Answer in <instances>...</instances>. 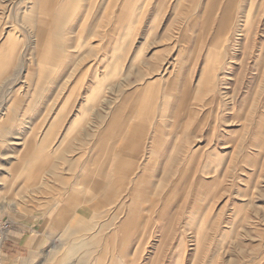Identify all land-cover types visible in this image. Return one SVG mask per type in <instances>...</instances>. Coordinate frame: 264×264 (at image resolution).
I'll use <instances>...</instances> for the list:
<instances>
[{
    "label": "rangeland",
    "instance_id": "1",
    "mask_svg": "<svg viewBox=\"0 0 264 264\" xmlns=\"http://www.w3.org/2000/svg\"><path fill=\"white\" fill-rule=\"evenodd\" d=\"M56 1L42 7L0 0V46L10 34L19 45L9 60L0 59L8 66L0 76V130L13 126L33 144L2 147L0 137V221L33 227L44 244L33 257L1 260L0 252V264H98L101 255V264H264V0H162L130 8L132 15L123 0H70L65 10ZM122 10L140 22L122 23ZM60 17L55 41L65 58L40 63L35 35L51 33ZM38 70L50 79L40 82ZM106 74L109 102L80 115ZM127 94L133 99L122 102ZM10 108L20 111L11 122ZM122 110L148 125L131 156L138 166L153 146L140 185L146 193L133 192L136 172L120 165L115 205L89 189L87 203L70 197L84 165L97 157L93 143ZM112 146L118 154L105 170L108 189L125 141ZM54 168L58 177L50 175ZM157 172L161 188L152 191ZM65 205L71 215L55 224ZM136 208L139 224L125 223Z\"/></svg>",
    "mask_w": 264,
    "mask_h": 264
},
{
    "label": "crops",
    "instance_id": "2",
    "mask_svg": "<svg viewBox=\"0 0 264 264\" xmlns=\"http://www.w3.org/2000/svg\"><path fill=\"white\" fill-rule=\"evenodd\" d=\"M39 1H40V5L42 7L46 6L47 4L51 5V3L50 2L48 3L47 0H38V2ZM50 1H55V0H50ZM69 1L70 0H57L55 5L57 7H61V8L63 7L65 10ZM161 1L162 0H123L121 5L123 8L128 7L127 8L128 13L130 15H132L133 13H130V8H139V7H142L143 5L145 7L159 6ZM194 5H195V3H194ZM64 10H63V12H64ZM156 13H157V11L155 12V14ZM159 13L163 14L162 11L161 12L159 11L158 14ZM124 14H125V12L123 11V17L121 20L122 23L126 22V21H128L129 24L130 23L134 24V22H140L139 21L140 19L138 21H136L134 19L128 20L124 17ZM61 22H62V17H60L58 22H56V27L54 28L53 31H51V33H48L47 31H45L46 33L44 32V34H43L45 39L49 41V46L45 47V49L43 50V55L45 57H43L42 63H51V62H60L61 63V62H63V60L65 58V52L63 51V49L60 46H58L56 44V41H55L56 37H58L59 33H60ZM132 36H134V35H128V37H132ZM13 37H14V35H13ZM135 37H138V36L136 35ZM6 43H7V37L2 41V44L0 46V56L3 53L2 48L4 47V45ZM47 44H48V42H47ZM35 54L36 53H34V55ZM72 64L73 65H72L71 70H74L78 66V64L76 62H74ZM7 68H8V66H6L5 64H0V76L3 75V73L5 71H7ZM107 70H109V71L113 70V67L110 66ZM37 74H38L37 75L38 80L40 82L45 81L44 79H46V78L50 79V76H47L48 74H46V72L43 70H38ZM80 80L81 79H79L77 81L75 87L72 89V92L70 94L71 97L68 99V102L65 103L63 108L60 110L61 116L68 111L69 103L71 102V98L76 94L77 86L79 85ZM108 80H110V79L108 77V74H106L104 79L96 82L95 86L90 90L89 94L87 95L84 106H82L81 109L79 110L80 115L86 116L87 113L94 110V107H91L90 104H98L99 102H104V103L109 102L107 99L104 98L103 93H102V88H103L105 83L108 84ZM49 82L50 81H47L46 85L49 84ZM1 84H0V86H1ZM107 87H108V91L112 89L109 85ZM133 96L134 95H130V94L125 95L122 102H131V100L133 99ZM139 102H141V101H139ZM142 102H143V100H142ZM19 112L20 111H18V109L11 110V108H10L5 116H8V120H9V122H11L19 116ZM78 116H76V118L72 121L71 125L75 126L77 124L76 120H77ZM94 117H95V119H100V116H98V115H94ZM90 125H89L90 130L96 129V127H98L97 126L98 122L90 124ZM147 126L148 125L145 123V121H140L139 119H134L133 117H131L130 112H127L126 110L125 111L124 110L114 111L113 114L111 115L107 125L103 129L101 137L93 143V148L98 153L97 157L94 159V161L89 160L84 165L83 170L85 171V173H82L83 178L80 177V179L82 178V180L78 181V183H76L75 186L72 187V189L69 192L70 197L80 199L84 203L85 202L87 203L89 201V199H88V197L84 191L89 189L90 191H93L95 193H103L104 194L103 198H101L102 203H104V204L109 203L110 205H115L117 203V201L115 200V197L117 195L116 194L117 192L115 189L116 176L118 174L117 169L120 168V165H124L125 172L127 171L128 173H130L133 170H135L136 177L132 181V184H133L132 190H133V192L137 191L139 193L145 194L146 193L145 190L143 189V187L141 188L140 185L145 183L146 179L148 178V176L146 175V167L149 165V163L151 161V158H152L151 152H152L153 146L150 150L149 160H147V159L144 160L141 156L138 159V161H140L139 162L140 165H138V166H136V162H134L132 160L133 158H131V156L134 152L137 151V149H135V146L139 145V143H141L142 138L146 135L144 129ZM11 127H13V126H8L7 128L0 130V137L2 138V143H1L2 147H3V145H6V144L11 145V146H20V147L27 146L28 149L33 147L32 142L31 143L27 142L25 136L23 137V135H20L17 132L15 133V131L12 130ZM157 133L158 132L156 130L154 137H153V142H152L153 145L156 144V141L158 143ZM7 135L12 136V139H10L8 141L6 139ZM92 136L93 135L90 134V135H87L85 138L88 140ZM114 140L115 141H117V140H124L125 141V147H123V149L121 151L125 156L123 158H121V160H122L121 162H118L114 166L116 168L115 180L112 182V186H113L112 189H108L107 188L108 184L104 181L105 174H106L105 170L107 169V167L111 166L110 165L111 155L116 154V153L118 154V150H115L112 146V142ZM5 155L9 156V157L12 156L10 153L9 154H3L2 156H5ZM26 158H28V157H26ZM73 166H76V163H73ZM158 172L156 175H153L151 180L149 179L150 184H151V181L153 179L158 182V184L157 183L151 184L150 190H152V191L157 190L158 189L157 187L161 188L162 176L160 174H158ZM51 174H52V176L58 177V174H57L55 168H54V170L51 171L50 175ZM96 176L100 177L101 179H96ZM174 179H177V176ZM136 183L138 184V187H135ZM40 187H42V184H40V186L37 187L36 189H39ZM121 206H120V208H121ZM9 207L12 208L13 210H16L17 204H15V203L10 204ZM138 211H139V209L137 210V212ZM137 212H134L133 214H131V216L129 215L127 217L128 219H126L125 223L128 222L129 224L131 223V224H137L138 225L139 224L138 219H139L140 213L138 212L139 213L138 214ZM161 214H162V210L160 212V216H161ZM70 215H71V208L68 205L61 207L59 209L58 214H57V217H56L57 220H56L55 224L65 223V221H67V219L69 218ZM135 215H136V217H135ZM160 216H159V221H161ZM4 221H9V220H4ZM11 224H12V229L9 231V233L7 235V240H6L4 246L1 250V253H2L1 260L3 258L4 259H14V258H20L22 256H30V257L32 256L33 257L39 251H41L44 244L41 240V235L35 236L33 234V229H34L33 227L28 228L26 230L25 229L23 230L19 226V223L16 224L14 222H11ZM171 226L172 225H170V228H168L166 230H170ZM54 251H56V249H54L52 251L53 253H51L48 256V260L50 262L55 260V257L53 256ZM102 258H103V256L101 255L98 259V262H97L98 264L102 263Z\"/></svg>",
    "mask_w": 264,
    "mask_h": 264
},
{
    "label": "bare ground",
    "instance_id": "3",
    "mask_svg": "<svg viewBox=\"0 0 264 264\" xmlns=\"http://www.w3.org/2000/svg\"><path fill=\"white\" fill-rule=\"evenodd\" d=\"M35 2L38 4V5H40V1L38 2V0H35ZM37 12V11H36ZM35 11H34V13H36ZM37 14V13H36ZM36 20V19H35ZM225 21H226V19H225ZM226 23L227 22H224V24L223 25H221V31L223 30V27H224V25H226ZM43 25V24H42ZM45 26V25H44ZM44 32L45 31H43L42 29H39L38 30V33H37V35H35V38H34V48H35V52L37 51V60H39L38 62H42V59H43V57H45L44 55H43V50L45 49V46L46 45H48L49 46V41L48 40H46L45 39V37H44ZM46 33V32H45ZM221 35V34H220ZM17 42V40H14L13 38H12V35H10L8 38H7V43L4 45V47L2 48V50H3V55H1V57H0V59H7V60H9V58H7V57H12V56H14V53L16 52V50L18 49V48H16L17 47V45H18V43H16ZM47 42H48V44H47ZM21 45V44H20ZM19 46V45H18ZM48 50V49H47ZM6 60V61H7ZM37 62V63H38ZM11 64V63H10ZM101 94V93H100ZM150 165V164H149ZM149 168H150V166H149ZM149 168H147V170L149 169ZM151 169V168H150ZM150 171V170H149ZM137 185V184H136ZM142 186V185H141ZM136 187H138V186H136ZM138 193V192H137ZM133 194H135V193H133ZM136 210H137V208H136ZM132 212V211H131ZM134 212H136L135 210H134ZM138 213V212H137ZM139 214V213H138ZM133 217V216H132ZM135 217H136V215H135ZM128 219V218H127ZM135 220V219H134ZM133 220V221H134ZM130 222V221H129ZM128 223V222H127ZM131 224V223H130Z\"/></svg>",
    "mask_w": 264,
    "mask_h": 264
},
{
    "label": "built area",
    "instance_id": "4",
    "mask_svg": "<svg viewBox=\"0 0 264 264\" xmlns=\"http://www.w3.org/2000/svg\"><path fill=\"white\" fill-rule=\"evenodd\" d=\"M12 229V224L10 221H0V252L4 243L7 240V235Z\"/></svg>",
    "mask_w": 264,
    "mask_h": 264
}]
</instances>
